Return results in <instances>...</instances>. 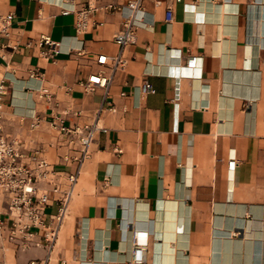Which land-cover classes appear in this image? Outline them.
<instances>
[{
	"label": "crops",
	"instance_id": "0c3cea01",
	"mask_svg": "<svg viewBox=\"0 0 264 264\" xmlns=\"http://www.w3.org/2000/svg\"><path fill=\"white\" fill-rule=\"evenodd\" d=\"M87 1L100 8L77 33L62 0H0L11 22L0 56L4 134L26 154L39 149L63 187L77 153L49 122L97 118L106 128L79 164L52 242L56 203L44 207L45 227L9 239L0 196V264H264V0L76 7ZM127 17L135 40L120 50L113 36ZM119 52L123 69L113 67ZM100 71L107 89L84 90ZM49 187L37 191L50 197ZM134 231L147 234L140 262L131 260Z\"/></svg>",
	"mask_w": 264,
	"mask_h": 264
},
{
	"label": "built area",
	"instance_id": "2783aa9c",
	"mask_svg": "<svg viewBox=\"0 0 264 264\" xmlns=\"http://www.w3.org/2000/svg\"><path fill=\"white\" fill-rule=\"evenodd\" d=\"M77 0H62L68 7L61 8L62 13H73L75 15L74 27L77 33L87 30L91 16L100 8L94 2L87 1L85 6L76 7ZM132 12L139 10L140 0H130L126 5ZM109 10H120L119 6L111 3L105 6ZM172 20V10L166 8L165 21L167 23ZM9 15H0V56L3 57L2 51L5 45L2 38L7 37L10 32ZM133 22L131 18H126L123 29L116 32L113 36L114 42L122 50L127 44L135 40L133 31ZM42 43L52 48L54 42L48 36H42ZM125 60L119 52L113 61L114 68L123 69ZM84 90L92 92L96 88L107 89L109 85V77L100 71L89 75L82 83ZM143 94L150 93L152 87L149 82L145 81L141 87ZM6 93V86L3 80H0V196L4 199L8 216L11 218V228L9 239L16 237V232L22 238H28L33 233L30 231L32 227H45L43 220L44 207L49 202L57 204V213L54 220L49 223V232L46 234V240L52 242L57 226L63 218L68 202L72 195L73 185L79 174V164L89 156V146L94 139L97 131H106V128L98 124L97 118L91 122L81 125L67 126L62 122L61 117L54 116L49 122V126L57 134L65 137V143L70 146L77 154L73 157L78 162V167L71 173L64 176L65 185L62 187L58 181L59 172L53 169L50 163L39 149H35L32 153L26 154L21 150L20 143L16 139H9L3 132L1 117L3 111V103L1 96ZM121 95H124L122 92ZM109 110L113 111L111 106ZM38 124V118L31 123V127ZM67 159V156H64ZM46 182L49 184L51 196L47 193L39 194L37 184ZM3 226L0 222V228ZM146 233L142 231H134L133 247L131 251V260L140 262L143 260V251L146 246ZM28 264H35L30 262Z\"/></svg>",
	"mask_w": 264,
	"mask_h": 264
}]
</instances>
